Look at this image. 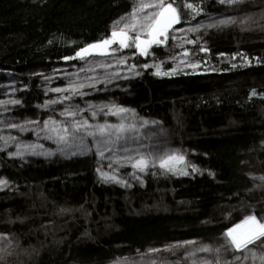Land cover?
I'll return each mask as SVG.
<instances>
[{"label": "trees", "instance_id": "1", "mask_svg": "<svg viewBox=\"0 0 264 264\" xmlns=\"http://www.w3.org/2000/svg\"><path fill=\"white\" fill-rule=\"evenodd\" d=\"M185 2L175 0L176 26L224 8L217 0H187L196 14ZM133 7L130 0H0V75L76 65L79 59L64 57L109 37L112 24ZM232 22L172 55L162 45L146 57L134 47L116 53L140 71L123 84L128 90L119 104L159 122L170 144L197 152L178 166L188 175L150 167L137 173L141 187L126 190L98 182L93 161L80 156L33 157L19 165L0 154L1 175L13 186L0 192V233L16 243L0 264H108L126 255L160 264L161 256L148 257L145 248L186 239L211 243L240 222V208L221 217L220 206L264 212V183L251 188L247 178L251 166L264 172V0L239 5ZM179 58L186 63L174 61ZM154 65L169 75H155ZM27 82L18 95L19 116L43 105ZM133 171L115 175L127 181Z\"/></svg>", "mask_w": 264, "mask_h": 264}, {"label": "rangeland", "instance_id": "2", "mask_svg": "<svg viewBox=\"0 0 264 264\" xmlns=\"http://www.w3.org/2000/svg\"><path fill=\"white\" fill-rule=\"evenodd\" d=\"M224 8L215 15H210L204 19L194 22L176 26L174 30L170 31L169 39L166 44H163V48L166 54L172 55L181 50L187 48L191 43L188 41H202L204 35L209 32L217 31L228 27L232 24V19L235 17L236 9L239 5L250 0H237L235 3H220ZM134 5L137 4V0H130ZM148 11H151L150 9ZM119 19L118 21H120ZM117 22V21H116ZM115 22V23H116ZM223 22V23H221ZM111 26V31L113 28ZM174 37V38H173ZM136 55L139 52L135 49ZM119 57H126L127 64H121L118 62ZM90 63L86 64L84 61L78 60L76 65H46L37 66L27 69L21 74H4L0 75V101L4 104L0 105V154L5 155L7 158L15 159L19 165H25L33 157H37L45 162L54 160L55 158H67L72 155L68 154L69 149L65 152H61L60 149L64 145H58L52 139H46L39 143L38 137L40 136L41 128H43L44 122L49 118L56 119L57 121H64L71 124V118L61 115L64 108L68 105H72V110H80L81 115L77 119H88L89 123H103L105 121L109 123H119L120 121L115 116L105 115L99 111V106L118 105V96L124 95L127 92V88L123 87L124 83H129L135 80L140 74L138 69L129 66V57L127 55H118L115 57H91ZM131 60V59H130ZM175 62L181 64V59H174ZM101 64H111V67H101ZM95 66V71H87V68ZM84 69V70H82ZM89 77H96L95 80H90ZM28 80L34 83L35 89L40 93L43 99V105L41 107L36 106L32 115L16 114V111L21 109V104H12L11 100H17L18 95L26 90ZM104 81V82H101ZM71 82L83 83L85 85L95 84V87H84L81 91L84 95L71 93H57L54 92L55 88H67ZM72 95L71 100H65L64 103H55L46 105V101L59 100L64 95ZM96 106V107H92ZM132 110V109H130ZM92 111L97 112L96 119L92 118ZM107 111V107L105 108ZM126 123H134L138 129L136 133H128L127 140H121L120 145H123L129 149V152H124L123 148L119 151L114 147L113 153H105L107 158L102 159L96 153V144L91 137L85 136V145L88 151L85 154H78L87 160H92L94 164L95 176L98 182H104L109 184H116L126 190L132 189L136 185L142 186V182L138 179H134L129 176L128 184L130 186L122 185L116 182H105L101 179L100 173L97 171L100 168L102 171L109 172L113 175L119 173L124 168L133 169L130 163L122 161L123 166H120L113 159V156L122 157L125 155H136L137 153H144L150 156H160L165 153H179L186 157L197 156V152L189 148H182L177 145H172L169 142V134L167 130L159 122L152 119H146L140 116L136 111L132 110L126 114ZM35 120L39 121V124H29L27 121ZM147 121L145 125L144 122ZM23 125L24 130L19 128H10V124ZM83 134V132H81ZM14 137L15 139H9ZM7 140V144L5 141ZM79 141H77L78 143ZM42 145V148H36V152H43V155L30 154V149L22 148V155L17 156L14 153L17 152V146L22 145ZM56 145V146H53ZM62 146V147H61ZM259 148L264 150V143L259 144ZM48 153H52L48 155ZM111 163V167L108 165ZM159 167L158 162L155 168ZM134 170V169H133ZM1 163H0V181H6V183L0 184V192L12 191L13 186L1 175ZM143 173H139L142 175ZM247 178L251 188H259L264 183V172L255 170L253 166L248 168ZM242 205L237 204L234 207L228 205H222L218 208L217 212L221 217H228L233 212H239L240 222L249 215H255L258 219L264 221V212H256L251 208L241 209ZM239 222V223H240ZM234 227V226H233ZM228 232L225 231L219 236L214 238L211 243L204 242L197 239L186 240H174L162 245H153L145 248L143 254L146 256L159 255L163 259L160 264H261L260 256L264 255V248L257 245H250L255 253L256 257L253 258L252 254L247 250L240 252L235 251L231 246L228 236ZM186 241H194L195 243L184 244ZM16 246L15 242H11L8 236L4 233H0V256L6 254L9 250ZM203 247H208L211 251H199ZM152 249H158V251H151ZM217 249L219 251H217ZM195 255H192V253ZM247 256V259L243 257ZM130 255L121 257L120 261L108 263V264H158L152 260H128ZM241 257V259H237Z\"/></svg>", "mask_w": 264, "mask_h": 264}, {"label": "snow or ice", "instance_id": "3", "mask_svg": "<svg viewBox=\"0 0 264 264\" xmlns=\"http://www.w3.org/2000/svg\"><path fill=\"white\" fill-rule=\"evenodd\" d=\"M235 3L237 0H220V3ZM185 7L192 9L194 13L199 14L193 4L185 2ZM151 11H148V10ZM181 20L180 12L177 6H175V0H137V4L134 5L131 13L127 17H122L120 21H117L112 28L111 35L98 42L88 44L85 47L80 48L76 51L74 56H66L64 59L75 60L79 59L84 61L86 64L90 63L89 58L91 57H115L117 52L124 49L134 47L141 56H148L149 50L153 45L166 44L169 39V33L173 29L174 25L179 24ZM223 23V22H221ZM174 38V37H173ZM189 43H195V41H188ZM116 46V47H114ZM206 50V49H201ZM183 56H188L189 52L185 51L182 53ZM118 62L121 64H127L126 57H119ZM181 63L186 61L181 60ZM101 67H111V64H101ZM192 67H197V64H192ZM135 68L136 65H132ZM144 68H148L149 65H143ZM156 68L155 75H169L168 72H162L160 65H154ZM84 70V69H82ZM87 71H95V66L87 68ZM175 71V70H174ZM139 75V73H136ZM90 80H95L96 77H89ZM104 82V81H101ZM84 87H95V84L85 85L83 83L71 82L67 88H55L54 92L57 93H71L72 95L80 94L84 95L81 90ZM255 95V93H253ZM72 95H64L62 99L46 101V105L55 103H64L65 100H71ZM12 104H20V100H11ZM4 104L0 101V105ZM72 105H68L64 108L61 115L71 118V124L65 123L64 121H57L56 119L49 118L44 122L41 131L45 133L47 139L54 140L58 145H64L60 149L61 152H65L69 149L68 154L82 155L85 154L87 149L85 145V136L91 137L93 142L96 144V153L102 158H107L105 153H113L115 147L117 151L123 148L124 152H129V149L123 145H120V141L127 140L128 133H136L138 131L134 123H126V117L124 114L132 111L118 105L99 106V111L105 115H111L117 117L119 123L113 124L107 121L103 123L91 124L88 119H77L81 115L80 110H72ZM96 107V106H92ZM107 107V111L105 108ZM92 118L96 119L97 112L92 111ZM29 124H39V121L30 120L27 121ZM147 124V121L144 122ZM10 128H19L21 131L24 130L23 125L10 124ZM83 132V134H81ZM14 140V137H9ZM77 141H79L77 143ZM7 144V140L5 141ZM42 145H18L17 152L14 155L21 156L22 148L30 149L32 155H43V152H36V148H42ZM3 150V149H0ZM52 153H48L51 155ZM120 166H123L122 161L130 163V166L134 169L131 175L140 180L141 177L137 173H147L150 167H156L157 162L160 169L165 172L172 174H183L188 175L187 171H183L178 166L185 163V157L182 154L173 152L165 153L158 157L150 156L144 153H137L136 155H125L122 157L113 156ZM111 167V163L108 165ZM195 170V169H194ZM100 173L101 179L105 182H116L122 185L130 186L128 181L121 180L118 176L113 175L109 172L102 171L100 168L97 169ZM6 183V181H0V184ZM229 238L231 246L235 251L243 252L247 250L253 256L256 257L255 251L250 248V245H257L264 248V221L258 219L255 215L246 216L240 223L230 228L226 234ZM184 244L195 243L194 241H186ZM151 251H158V249H152ZM199 251H211L208 247H203ZM217 251H219L217 249ZM192 255H195L193 252ZM245 256L243 259H247ZM241 259V257H237ZM261 264H264V255L260 256ZM207 264V262H206Z\"/></svg>", "mask_w": 264, "mask_h": 264}, {"label": "water", "instance_id": "4", "mask_svg": "<svg viewBox=\"0 0 264 264\" xmlns=\"http://www.w3.org/2000/svg\"><path fill=\"white\" fill-rule=\"evenodd\" d=\"M176 25H177V24H176ZM176 25H174V27H173V29H172V30H174V29H175ZM172 30H171V31H172Z\"/></svg>", "mask_w": 264, "mask_h": 264}, {"label": "flooded vegetation", "instance_id": "5", "mask_svg": "<svg viewBox=\"0 0 264 264\" xmlns=\"http://www.w3.org/2000/svg\"><path fill=\"white\" fill-rule=\"evenodd\" d=\"M114 47H116V46H114ZM118 55H123V54H118Z\"/></svg>", "mask_w": 264, "mask_h": 264}]
</instances>
